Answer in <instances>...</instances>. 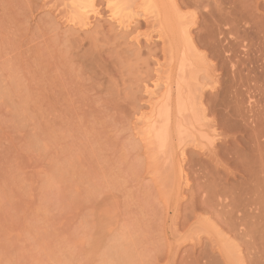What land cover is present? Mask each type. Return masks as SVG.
Here are the masks:
<instances>
[{
    "label": "rangeland",
    "instance_id": "rangeland-1",
    "mask_svg": "<svg viewBox=\"0 0 264 264\" xmlns=\"http://www.w3.org/2000/svg\"><path fill=\"white\" fill-rule=\"evenodd\" d=\"M95 1L81 29L77 0H0V264H264V0H176L204 116L172 117L165 149L140 115L171 69L169 11Z\"/></svg>",
    "mask_w": 264,
    "mask_h": 264
},
{
    "label": "bare ground",
    "instance_id": "bare-ground-1",
    "mask_svg": "<svg viewBox=\"0 0 264 264\" xmlns=\"http://www.w3.org/2000/svg\"><path fill=\"white\" fill-rule=\"evenodd\" d=\"M77 1H78V3H76L77 5H75V7L73 6L74 7L73 8L74 9V13H72V15H70L71 17H70L69 22L71 24L75 25V26H78L81 29H85L87 27L89 28L93 24V23L91 24L92 18H94V17L97 18L96 16L97 15H100V12L98 10L99 8H97V5H96V1L95 0H77ZM111 1L112 0H108V3H111ZM153 1L154 0H152V1H150V0H143V2H142V4H144L143 5L144 6V11L147 12V16H148V13H149L148 11H150L149 14L154 13L151 8L155 6L156 0H155V3ZM72 2L75 3L74 1H72ZM121 2H123V1H121ZM150 3H153L152 4L153 6H151ZM111 4H113V3H111ZM116 5L114 6V11H113V14H114L113 16L114 17L112 16V18H114L117 21V24H118L119 27L120 26L122 27L121 30H123L124 27H126V28L127 27L128 28L131 27V23H132V21L134 19L133 15L132 14H128V13H127V15H125V14L123 15L121 13V10H122V12L123 11L125 12V10H127V9H125V10L120 9L119 7H121V6L118 7ZM150 6H151V8H150ZM158 7L160 8V11H161L162 15H165L163 13V11H165V9L169 11V13L167 12V15L169 14L167 16V18H165L166 16L165 17L163 16L164 18H162V20L160 19L161 21L159 20L160 22L158 24H160L159 26H161L162 29H163V30H161V36H162L161 38H163V36L166 37V40L164 39L165 42L164 41L163 42H164V45H165L164 48H168L167 50L170 52V54H168V55H170V64H171V67L170 68L171 69H170V72L168 71L169 74L166 72L168 75H166L167 77H165V82L163 84L164 89L161 90V92L158 95L153 90L146 89V91L147 90L150 91V93L153 96H154V94L157 95V96H154L153 98L151 97L152 98V101H153L152 102V107L150 106L151 107V110H149V112H146L147 114L146 113L145 114L142 113L140 116L141 117H144V119H145L144 120V125H143V131H142L143 132L142 135H145V139H146L145 140L143 138L144 141L145 142L147 141L149 143V145L151 143L154 144V145H157L158 144L159 145V146L157 145L158 147H160V148H163L164 147V149H165L166 148L165 146L167 145V142L169 141V139L171 137V134H172L171 133V119H172V117H175L176 120L177 119L179 120L180 119L179 117H182V118L183 117H201V115L204 114L203 113L204 112L203 111L204 108L202 110V108H201L202 106L199 107L201 105V104L199 105V103L202 102L201 99L203 98V96H202V94L200 92V90H201L200 87H202L201 84H199V82L198 83L195 82V81H198V80H196L197 78L195 79V77H194L196 75L192 71H189L190 70V68H189L190 66L187 69L188 70V75L190 73V75L188 77H187V73H186L187 72L186 71V68H187L188 65H190L189 64L190 63L189 62L190 61V58H189L190 52L193 53L192 54L193 57L198 58V59H199V54H200V53L197 54L198 51L197 50L195 51L193 49L194 48V40H193V37L191 35L192 33H191L190 25H192L194 23V21L193 20H190L187 17V15H184L181 12L178 11L179 8H177V6H176V0H160V4H159ZM111 8H113V7H111ZM117 8H118L119 11L118 10H115ZM155 9H156V13L155 14H157V17H158L159 14H161V13L158 12L159 10L157 8V5L155 6L154 10ZM129 11H130V13L132 12L131 10H128L127 12H129ZM144 11H142V12L145 13ZM71 12H73V10ZM119 13H120V15H119ZM165 13H166V11H165ZM110 15H112V14H110ZM143 16H144V14H143ZM66 18H67V16H66ZM145 18H146V16H145ZM152 19H153V17H152ZM163 19H166V20H163ZM97 20H98V18H97ZM166 25H167V28L168 29H165ZM136 26H138V25H136ZM127 33L129 34V32H127ZM159 34H160V32H159ZM178 35L180 36V38L183 41V45L181 47H179V45L176 47V45L174 44V41L178 39ZM147 36L149 37V35H147ZM159 37H160V35H159ZM137 38H138V36H137ZM151 38H152V36H151ZM168 66H169V64H168ZM191 72H192V74H191ZM193 79H195V80H193ZM191 80L193 82H191ZM147 82H149V81H147ZM158 85H160L159 82H155V86H158ZM145 88H148V86L146 85ZM202 105H203V103H202ZM182 118H181V120H182ZM190 122H192V121H190ZM193 125H195V124L193 123ZM180 126H182V125H180ZM179 129H181V128H179ZM184 131H185V129H184ZM177 134H178V130H177ZM214 135H216V133ZM196 136H198V135H196ZM183 137H185V136H183ZM197 138H199V137H197ZM178 141H180V140H178ZM199 141H201V140H199ZM168 143H170V142H168ZM195 144H196V142H195ZM204 144H206V143H204ZM180 145H182V144L180 143ZM196 145H198V144H196ZM199 146H201V145H199ZM183 152H181V153H183ZM182 170H183L182 167L179 166L178 167V173H179V176L180 177L182 175L181 174ZM199 205H197V206H199ZM229 205L232 206V204H229ZM206 207H207V205H206ZM213 208H214V206H213ZM211 223L208 224L210 227L212 226L211 228H213V229L214 228H218L215 223L214 224L216 226H214V224L213 223L211 224ZM228 226H229V224H228ZM213 231H215V229ZM218 232H220V230L219 231L217 230V233ZM221 233H222V231H221ZM223 236H224V234H223ZM229 238L226 239V238L223 237V241L226 242V243H228V246L227 247L225 246L226 249H224V248L223 249L225 250V252H226V250H227V252H230V251L232 252V253L230 252L229 255L227 254L226 256L227 257L228 256L231 257V255L233 254V255H235L237 257L234 256L235 257V259H234L233 256H232V259H234V260H237L238 259V261L239 260L240 261L241 260H244L243 259V255L241 254L243 252L239 248V245L240 244H237L238 243V240H237V242L234 241L235 242L234 243L233 240L231 241ZM227 257H225L226 260H228V259L231 260L230 257L228 259H227ZM238 261H237V263H238ZM245 261H247V260H245ZM240 263H238V264H240ZM235 264H236V262H235Z\"/></svg>",
    "mask_w": 264,
    "mask_h": 264
}]
</instances>
